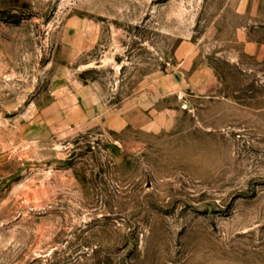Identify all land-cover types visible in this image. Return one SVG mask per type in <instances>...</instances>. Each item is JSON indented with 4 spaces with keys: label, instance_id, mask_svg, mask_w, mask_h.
Here are the masks:
<instances>
[{
    "label": "rangeland",
    "instance_id": "374dc122",
    "mask_svg": "<svg viewBox=\"0 0 264 264\" xmlns=\"http://www.w3.org/2000/svg\"><path fill=\"white\" fill-rule=\"evenodd\" d=\"M260 22L264 0H0V264H264Z\"/></svg>",
    "mask_w": 264,
    "mask_h": 264
},
{
    "label": "crops",
    "instance_id": "0c3cea01",
    "mask_svg": "<svg viewBox=\"0 0 264 264\" xmlns=\"http://www.w3.org/2000/svg\"><path fill=\"white\" fill-rule=\"evenodd\" d=\"M245 5H243V8H245ZM255 27L264 29V22L256 23L254 28ZM240 33H242L243 37H240L239 41L243 42L245 52L254 55L256 57H261V58L264 57V39H260L259 37L256 36L249 37L247 35L248 28L245 26L241 27Z\"/></svg>",
    "mask_w": 264,
    "mask_h": 264
}]
</instances>
